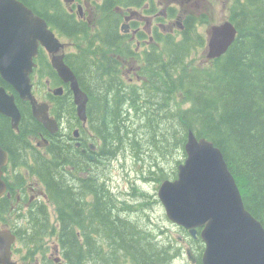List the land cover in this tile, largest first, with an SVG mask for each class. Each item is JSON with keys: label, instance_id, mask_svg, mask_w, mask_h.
I'll return each instance as SVG.
<instances>
[{"label": "trees", "instance_id": "16d2710c", "mask_svg": "<svg viewBox=\"0 0 264 264\" xmlns=\"http://www.w3.org/2000/svg\"><path fill=\"white\" fill-rule=\"evenodd\" d=\"M248 2L244 9H234L237 16L233 20L239 30L236 40L224 55L210 60L207 66L204 65L207 63L191 65L189 57L195 48L204 45V39L195 38V30L187 27L184 41L167 43L164 58L160 54L147 57L143 79L136 83L126 85L123 82L117 86L119 74L103 72L97 66L96 58L85 65L81 59L73 69L82 88L91 97L89 113L94 117L93 131L102 142L101 155L105 159L117 156L123 147H129L142 163L144 155L140 156L136 150L139 145L140 150L146 146L156 153H160V148L162 154L172 149L185 154L188 132L192 130L198 137L211 139L220 147L236 177L247 209L264 225V0ZM80 64L84 66L80 67ZM1 81L10 86L3 79ZM16 98L23 116L20 132L26 143V136L41 125L32 117L29 103L17 93ZM70 110L75 116V109L70 106ZM131 116L132 123L128 121ZM50 148L51 157L35 159L27 166L36 181L44 185L48 199L55 206L56 223H51L49 209L42 203H34L28 208V227H24L18 217L11 222L6 217L11 210L10 200L5 196L0 199L1 222L17 235L14 252L18 256L21 257L25 250L23 260H40L48 264V246L45 245L48 236H56L66 264H170L169 260L181 256L182 250H175L167 240L165 245L160 243L162 246L155 249L151 246L150 252H146L135 237L151 234L149 239H156L155 227L148 226L155 233L140 230L137 233L135 229L130 239L123 236L122 231L128 224L120 223V229L117 227L121 216H118L117 224L107 227L108 231L101 229V234L116 244L118 241L117 247L107 255L103 254L102 248L94 254L91 245L84 247L81 234L85 212L88 211L94 220L104 221L110 212L107 205L100 202L94 188H89L93 192V202L83 211L77 201L86 194L88 182L83 181L79 197H74V189L64 183V178L68 177L65 149L56 143ZM24 161L29 162L26 158ZM148 162L153 163V168L156 166L153 159ZM150 171L156 172L155 169ZM166 176L169 175L164 173L157 179L169 178ZM24 178L25 174L20 172L18 179ZM145 178L150 177L146 175ZM133 188L139 200L147 197L138 185ZM123 208L120 212L125 211V206ZM164 232L166 234V230Z\"/></svg>", "mask_w": 264, "mask_h": 264}, {"label": "flooded vegetation", "instance_id": "af4514ba", "mask_svg": "<svg viewBox=\"0 0 264 264\" xmlns=\"http://www.w3.org/2000/svg\"><path fill=\"white\" fill-rule=\"evenodd\" d=\"M19 1L23 2L36 15L44 18L49 28L55 33L59 41L63 43V46L56 52H50L46 46L40 44L39 54L34 59L36 65L32 73L34 92L39 101L48 103L49 115L58 122L59 127L55 131H51L43 123L39 122L33 115L30 102L27 101L30 106L31 114L33 115L32 117L41 126L40 129L33 130L32 133L26 136L27 142L25 143L21 135L22 133L20 132L23 116L19 128L16 129L13 127L10 117L0 114V141L2 147L9 152V161L7 165L3 167V179L7 183V190L2 197L5 196L9 198L11 210L15 207L17 201H26L27 199L30 202L27 204L29 208L34 204L35 197L30 196L27 198V195L37 189L35 185L37 184L39 190L36 191V196H43L50 202L46 189L36 181V177L31 174L27 165H32L35 159L51 157L52 152L50 146L52 143H56V145L61 144V147L65 149V164L68 171L66 173L71 180L69 186L77 190L82 187L81 184H83V181L88 182V185L85 186L87 189L86 194L84 196L82 195L83 199L77 201L79 206L87 208L90 203L93 202V200H91L93 192L89 188H94L98 191L100 202L106 205L109 202L114 212L112 203V200L114 201V195L108 190V187L104 186L101 172L97 171V167L101 162H104L105 158L101 155L102 142L96 132L93 131L95 126L92 124L94 117L92 118V115L89 113V108L92 103L91 97L81 86L88 95V102L86 119L80 118L71 83L66 82L60 76L58 70L52 63V57L54 55L63 54L65 63L72 69L81 62V59H84L85 65L89 60H94V58H96L97 66L103 72L113 71L119 74L118 79L120 82H117V86L123 82L126 85L128 83H136L139 80L132 81L134 79L132 75L136 76L138 79H143L142 72L144 70L142 67H145V60L147 57H156L160 54V56L164 58V48H166L167 43L174 42L179 44L184 41L187 27H192L195 30V38L199 36L204 39L203 46H205V54L207 53L210 30L215 24H212L207 30L206 38L199 30L201 26L200 23L203 22L200 21V18H205L203 15L205 10L206 17L210 16L211 11L214 9V1ZM223 1L225 8L227 7L230 11L228 19L231 21L237 16L234 9L242 10L249 3L248 0ZM204 20L207 21L208 19L205 18ZM197 33L201 35H197ZM197 48H199V46ZM84 65L80 64V67ZM73 71L76 73L74 69ZM0 78L2 80L1 76ZM1 80L0 85L5 86L8 92L11 93L15 91L10 89L11 86L7 87ZM37 84H41L40 89H37ZM42 98L44 100H41ZM93 103H95V101ZM70 106L75 109V116L71 114ZM68 122L69 124L66 125ZM24 145H26L25 152ZM79 153L80 155H78ZM24 158L29 160V162H25ZM20 172L25 174L26 178H24V180L18 179ZM80 177H82V179ZM14 181L15 183H13ZM18 208L20 207H16L14 211H17ZM84 215L85 217L82 221L84 223L82 226L83 234L80 233L81 244L84 247L85 245H91L93 249H98L100 244L102 246L105 245L100 242L102 239L100 237L102 236V228L100 227L99 229V226L103 225V219L97 218L94 220L91 218L90 214H88V211H86ZM116 219H118V215H115V220ZM21 220L22 219H19L18 221L20 222ZM186 231L189 233L188 230ZM180 238L182 241L186 242L185 237ZM195 239L199 238L189 237V245L187 243V247H192L194 249V263L187 261L186 264H203L201 242H195ZM105 242L111 248H115L117 245L114 244L112 246L111 239L109 242ZM55 254H61L60 246L58 245L54 248L51 255H47L49 259L48 264H62L58 258L54 256ZM63 261L65 260L63 259ZM21 264L43 263L40 260L32 261L27 259Z\"/></svg>", "mask_w": 264, "mask_h": 264}, {"label": "water", "instance_id": "95a60500", "mask_svg": "<svg viewBox=\"0 0 264 264\" xmlns=\"http://www.w3.org/2000/svg\"><path fill=\"white\" fill-rule=\"evenodd\" d=\"M237 33L236 25L230 20L213 25L207 58L225 54ZM40 44L50 52L63 46L47 21L23 2L0 0V76L22 100L30 102L34 117L55 131L59 124L50 117L48 103L40 102L33 91L34 59L39 54ZM52 63L60 76L71 83L78 115L86 119L88 95L81 88L78 76L65 63L63 54L54 55ZM0 114L10 117L13 127L19 128L22 113L16 95L2 85ZM185 151L186 160L179 164L177 177L165 179L158 189L167 217L194 236L201 229L200 236L205 243L203 264H264V225L247 209L236 177L220 147L191 130ZM8 161L9 152L0 141V198L7 190L3 167ZM16 240L17 235L12 229L2 226L0 209L1 264H19L13 253ZM188 254L195 259L191 249Z\"/></svg>", "mask_w": 264, "mask_h": 264}, {"label": "rangeland", "instance_id": "374dc122", "mask_svg": "<svg viewBox=\"0 0 264 264\" xmlns=\"http://www.w3.org/2000/svg\"><path fill=\"white\" fill-rule=\"evenodd\" d=\"M213 1H214V9L211 11L210 16L206 17V10L203 12L204 17L208 20L206 21L204 20L205 18L204 19L202 18L203 20L200 18V21H203V22L200 23L201 26L199 30L206 38H207V30L211 27V25L221 23L224 20L228 19V16L230 13L229 9L227 7L225 8L223 0H213ZM205 58H206L205 46H203V47L195 48V50L191 53L189 60L192 66H198L200 64H203L202 62L205 60ZM204 65L207 66L208 63ZM132 77H134L132 81L141 80V79H138L136 76L132 75ZM40 86L41 84H37V89H40ZM41 100H44V99L42 98ZM132 116L128 120L130 123H132L133 121ZM68 124L69 122L66 123V125ZM137 150L138 152L141 151L139 155H142V154L144 155L143 158L145 159L143 160L142 163L136 160L137 157L135 156V153L133 152L131 148L123 147V149H121V151L119 152L116 158L114 159L109 158L108 160L104 159V163L101 162L99 166L97 167V170L101 172V175L103 177L104 186L108 187V190L112 193V195H114V201L112 200L114 212L111 209V205L108 202L107 210L110 212V215L107 217L105 221L103 220L104 221L103 225L99 226V229L101 227L105 231H108L109 229L107 227H109L110 225H113L114 223L117 224L116 222L117 219L115 220V215L121 216V220H119V223L117 226L118 229H120V223L128 224V226L122 227L123 228L122 231H124L123 236L126 235L130 239L132 238L133 236L132 233H134L135 229H137L136 232L138 233L140 231H148L149 229L152 230V228L151 227L148 228V226L150 225L154 226L156 229L155 232L157 236L156 237L157 242L155 238L149 239V236H152V235L149 234L148 236L147 234L146 236L142 235L141 237H135L137 244L142 249H144L146 252H150L151 246H154V249L158 248L159 245L160 246L165 245L166 242L164 241L167 240L170 242V246H173L175 250H180V251L182 250L181 256L183 257L182 258L183 262L178 257H176V258H173L172 260H169V263L170 264H186V262L189 261V259L187 258V254L185 253L186 247H187V241L189 240V237L187 236V233L182 227L177 226L176 224L172 223L171 220H169V218L166 215V211H165L163 204L158 199V193H157L158 188L161 183V180L157 179L158 176L163 175L164 173H167L169 176H166V177H169V178L164 177L166 179H172L176 177L179 164L185 162L186 160V153L185 154L182 153L179 149H172L171 151L162 154L161 153L162 149L160 148L159 150L161 151H158L160 153H156V152L151 151L149 148H146V146L144 148L142 147V149L140 150V145L137 146ZM149 151L151 152V154ZM152 159L154 160V164H156L154 168H153V163L151 164L150 162H148L149 160H152ZM150 169H155L156 172L150 171ZM146 175L150 177L148 180H146L145 178ZM64 179H65V182H64L65 184L71 183L70 178L65 177ZM135 184H137L140 188H142L140 192H144L147 195L145 199L139 200V198L136 195H134L133 186ZM35 185L37 186V189L35 191L30 192L29 195H27V198L30 196H34L35 197L34 203L41 202L42 204H44L45 207L49 209L51 223L55 224L56 223L55 206L51 202L47 201L45 197L36 196L35 193L37 190H39V186L37 184ZM41 186L43 187L44 185L41 184ZM81 190H82V187L77 190H74L75 191L74 197L76 198L79 197V193L81 192ZM24 201L25 200L20 201V202L17 201L15 204V207L12 210H9V212L6 214V217H8L11 222H15L14 218L18 217V219L19 218L22 219L20 223L24 227H28L29 221L26 218V214L28 212L27 204L30 202L28 201V199L25 202ZM136 203H137L136 208L133 209V205H135ZM123 205L124 206L126 205L125 211L120 212L121 210L124 209ZM128 205L130 206V208H128ZM16 207H20V208H18L17 211H14ZM137 207H139L140 209ZM83 211L85 212L84 206H83ZM19 215H22V216H19ZM135 222L136 223L138 222V223L136 224ZM143 223L145 224L143 225ZM158 226H160L161 228ZM164 230H167L166 234H164L165 233L163 232ZM109 233H107V235H109ZM180 237H183V238L185 237L186 242L182 241ZM101 238L102 239L100 242L104 243L105 245L102 246L100 244L99 248H102L103 254L107 255L108 252H110V250L113 249L110 246H108L105 242V241L109 242L110 238L105 237L104 234L101 236ZM152 242H155V243H152ZM45 243H46L45 245L48 246L47 255H51V253L54 251V248L57 245L59 246L56 236L46 237ZM111 244L113 246L116 243L111 239ZM117 245H118V241H117ZM96 250L97 249L94 250V254L96 253ZM26 252L27 251L23 250L21 257L16 254L15 259L23 263L24 261L23 257L24 255H26ZM54 256L58 258V260L62 264H66V262L63 261L64 258H62L63 256L62 252L61 254H55ZM99 261L100 259L98 258L97 262Z\"/></svg>", "mask_w": 264, "mask_h": 264}, {"label": "bare ground", "instance_id": "6f19581e", "mask_svg": "<svg viewBox=\"0 0 264 264\" xmlns=\"http://www.w3.org/2000/svg\"><path fill=\"white\" fill-rule=\"evenodd\" d=\"M64 112H65V111H64ZM126 123H127V122H126ZM131 129H132V128H131ZM127 130H128V129H127ZM129 132H130V131H129ZM188 133H189V132H188ZM143 144H144V141H143ZM134 145H135V144H134ZM132 146H133V145H132ZM136 146H137V145H136ZM140 146H141V145H140ZM82 147H83V146H82ZM147 147H148V146H147ZM73 148H74V147H73ZM133 148H134V147H133ZM143 148H144V147H143ZM122 149H123V148H122ZM141 149H142V148H141ZM79 150H80V149H79ZM124 150H125V149H124ZM129 150H130V149H129ZM136 150H137V149H136ZM142 151H143V150H142ZM152 151H153V150H152ZM140 152H141V151H140ZM140 152H139V153H140ZM149 152H150V151H149ZM147 153H148V152H147ZM150 154H151V152H150ZM78 155H80V153H79ZM152 155H153V154H152ZM140 156H141V155H140ZM148 156H149V155H148ZM153 156H154V155H153ZM153 156H152V157H153ZM116 157H117V156H113L111 159H114V158H116ZM136 157H137V156H136ZM80 158H81V157H80ZM83 158H84V157H83ZM107 158H109V157L107 156ZM137 158H139V157H137ZM141 158H142V157H140V159H141ZM111 159H110V160H111ZM144 159H145V158H143V160H144ZM136 160H137V159H136ZM84 161H85V160H84ZM95 162H97V161H95ZM90 163H91V162H90ZM92 163H93V162H92ZM103 163H104V162H103ZM94 164H95V163H94ZM94 164H93V165H94ZM94 166H95V165H94ZM90 169H91V168H90ZM145 169H146V168H145ZM94 171H95V170H94ZM97 171H98V170H97ZM98 174H100V173H98ZM141 189H142V188H141ZM144 190H145V189H144ZM4 194H5V193H4ZM4 194H3V195H4ZM133 196H134V195H133ZM122 198H123V197H122ZM126 198H127V197H126ZM135 198H136V197H135ZM121 200H122V199H121ZM137 200H138V199H137ZM117 201H118V200H117ZM132 201H133V199H132ZM127 202H128V201H127ZM139 202H140V201H139ZM139 204H140V203H139ZM139 204H138V205H139ZM136 205H137V203L135 204V206H136ZM125 206H126V205H125ZM128 206H129V205H128ZM142 207H143V206H142ZM134 208H135V207H134ZM137 208H139V207H137ZM143 208H144V207H143ZM139 209H140V208H139ZM135 213H136V212H135ZM135 216H136V215H135ZM140 217H141V216H140ZM137 218H138V216H137ZM141 218H142V217H141ZM144 219H145V218H144ZM136 221H137V220H136ZM143 221H144V220H143ZM151 221H152V220H151ZM135 223H136V222H135ZM137 223H138V222H137ZM137 223H136V224H137ZM140 224H141V223H140ZM140 224H139V225H140ZM144 224H145V223H143V225H144ZM148 224H149V223H148ZM151 224H152V223H151ZM159 225H160V224H159ZM146 226H147V225H146ZM150 226H151V225H150ZM158 227H160V226H158ZM144 228H146V227H144ZM144 228H142V229H144ZM148 228H149V227H148ZM156 228H157V227H156ZM160 228H161V227H160ZM154 229H155V228H154ZM164 229H166V228H164ZM149 230H150V229H149ZM149 230H148V231H149ZM155 230H156V229H155ZM155 230H154V231H155ZM151 231H153V230H150V232H151ZM166 231H167V230H166ZM163 232H164V231H163ZM141 233H142V232H141ZM154 233H155V232H154ZM164 234H165V233H164ZM102 235H103V234H102ZM158 235H159V234H158ZM162 235H163V234H162ZM100 237H101V236H100ZM156 237H157V236H156ZM103 238H104V237H103ZM98 239H99V238H98ZM98 239H97V240H98ZM161 239H162V238H161ZM103 240H105V239H103ZM100 241H101V240H100ZM92 242H93V241H92ZM98 242H99V240H98ZM103 242H104V241H103ZM97 245H98V244H97ZM99 246H100V245H99ZM101 247H102V246H101Z\"/></svg>", "mask_w": 264, "mask_h": 264}]
</instances>
